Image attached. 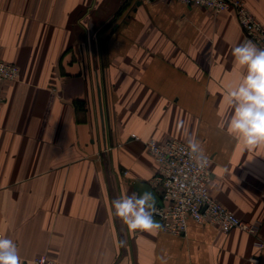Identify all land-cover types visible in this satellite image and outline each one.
Returning <instances> with one entry per match:
<instances>
[{
  "label": "crops",
  "instance_id": "1",
  "mask_svg": "<svg viewBox=\"0 0 264 264\" xmlns=\"http://www.w3.org/2000/svg\"><path fill=\"white\" fill-rule=\"evenodd\" d=\"M247 6L264 24V0ZM244 42L232 12L177 1L0 0V57L21 71L1 87L0 234L21 260L264 264V145L227 131ZM152 139L198 140L212 196L258 233L130 231L112 202L151 185Z\"/></svg>",
  "mask_w": 264,
  "mask_h": 264
},
{
  "label": "built area",
  "instance_id": "2",
  "mask_svg": "<svg viewBox=\"0 0 264 264\" xmlns=\"http://www.w3.org/2000/svg\"><path fill=\"white\" fill-rule=\"evenodd\" d=\"M139 2L177 1L189 8H205L219 14L232 12L247 41L264 49V24L247 6V0H138ZM20 68L0 57V102L3 100L1 87L6 82L20 78ZM138 139L137 137H134ZM145 150L157 164L151 185L162 197V204L155 208L154 217L162 223L163 231L183 235L190 220L211 224L224 233L239 229L257 234L259 224L240 219L234 212L218 202L211 193L212 160L201 168L190 154L189 146L170 139L164 142L148 140L143 142ZM127 175V172L124 173ZM0 237L2 235L0 234ZM23 264H65L41 255Z\"/></svg>",
  "mask_w": 264,
  "mask_h": 264
},
{
  "label": "clouds",
  "instance_id": "3",
  "mask_svg": "<svg viewBox=\"0 0 264 264\" xmlns=\"http://www.w3.org/2000/svg\"><path fill=\"white\" fill-rule=\"evenodd\" d=\"M235 61L246 66L247 75L239 85L228 92V103L233 113L227 123V131L242 141L246 149L252 150L264 145V49L252 41L244 42L233 49ZM190 154L203 168L208 163L207 156L198 140L189 141ZM115 215L127 228L135 232H153L161 225L154 220L155 200L151 193L123 195L112 202ZM0 264H23L15 243L0 237Z\"/></svg>",
  "mask_w": 264,
  "mask_h": 264
},
{
  "label": "water",
  "instance_id": "4",
  "mask_svg": "<svg viewBox=\"0 0 264 264\" xmlns=\"http://www.w3.org/2000/svg\"><path fill=\"white\" fill-rule=\"evenodd\" d=\"M135 191L142 195L145 192L151 193L154 200H155V206H160L162 204V197L154 190V188L149 183H136L135 185Z\"/></svg>",
  "mask_w": 264,
  "mask_h": 264
},
{
  "label": "rangeland",
  "instance_id": "5",
  "mask_svg": "<svg viewBox=\"0 0 264 264\" xmlns=\"http://www.w3.org/2000/svg\"><path fill=\"white\" fill-rule=\"evenodd\" d=\"M109 24H111V23H109Z\"/></svg>",
  "mask_w": 264,
  "mask_h": 264
}]
</instances>
